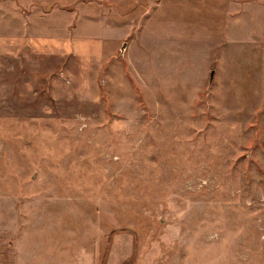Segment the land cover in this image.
I'll list each match as a JSON object with an SVG mask.
<instances>
[{
	"label": "rangeland",
	"instance_id": "374dc122",
	"mask_svg": "<svg viewBox=\"0 0 264 264\" xmlns=\"http://www.w3.org/2000/svg\"><path fill=\"white\" fill-rule=\"evenodd\" d=\"M123 2L0 54V264H264V0Z\"/></svg>",
	"mask_w": 264,
	"mask_h": 264
},
{
	"label": "crops",
	"instance_id": "0c3cea01",
	"mask_svg": "<svg viewBox=\"0 0 264 264\" xmlns=\"http://www.w3.org/2000/svg\"><path fill=\"white\" fill-rule=\"evenodd\" d=\"M120 1L128 0H0V54L13 60L41 61L48 54H81L89 43L96 54H102L104 43L100 42L98 53L96 42H89L96 38L88 36H96L106 26L105 15L97 7ZM131 246L124 244L121 251L126 253ZM115 248L113 244L109 262L118 261Z\"/></svg>",
	"mask_w": 264,
	"mask_h": 264
},
{
	"label": "water",
	"instance_id": "95a60500",
	"mask_svg": "<svg viewBox=\"0 0 264 264\" xmlns=\"http://www.w3.org/2000/svg\"><path fill=\"white\" fill-rule=\"evenodd\" d=\"M125 46H126V43L123 45V50H124V48H125ZM211 78H213V72L211 73Z\"/></svg>",
	"mask_w": 264,
	"mask_h": 264
}]
</instances>
